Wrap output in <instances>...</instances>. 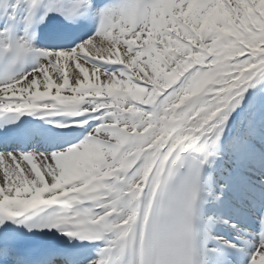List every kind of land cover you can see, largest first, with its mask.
<instances>
[{
  "label": "snow or ice",
  "instance_id": "1",
  "mask_svg": "<svg viewBox=\"0 0 264 264\" xmlns=\"http://www.w3.org/2000/svg\"><path fill=\"white\" fill-rule=\"evenodd\" d=\"M0 264H264V0H0Z\"/></svg>",
  "mask_w": 264,
  "mask_h": 264
}]
</instances>
